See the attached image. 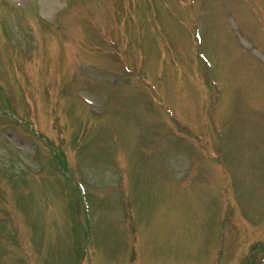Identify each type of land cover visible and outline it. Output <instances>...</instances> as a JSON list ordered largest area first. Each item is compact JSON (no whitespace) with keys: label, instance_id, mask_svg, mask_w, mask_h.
<instances>
[{"label":"rangeland","instance_id":"1","mask_svg":"<svg viewBox=\"0 0 264 264\" xmlns=\"http://www.w3.org/2000/svg\"><path fill=\"white\" fill-rule=\"evenodd\" d=\"M0 111V264H264V0H0Z\"/></svg>","mask_w":264,"mask_h":264}]
</instances>
